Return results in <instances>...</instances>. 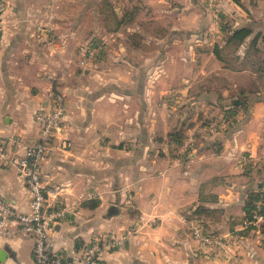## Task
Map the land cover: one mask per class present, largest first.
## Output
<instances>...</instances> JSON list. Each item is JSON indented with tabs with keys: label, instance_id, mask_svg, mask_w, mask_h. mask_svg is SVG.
I'll return each instance as SVG.
<instances>
[{
	"label": "crops",
	"instance_id": "crops-1",
	"mask_svg": "<svg viewBox=\"0 0 264 264\" xmlns=\"http://www.w3.org/2000/svg\"><path fill=\"white\" fill-rule=\"evenodd\" d=\"M4 1L0 137L32 143L39 129L35 111L47 108L53 93L64 100L63 132L40 163L48 202L75 207L56 226L55 246L70 254L96 233L132 229L123 247L104 253V264H264L263 222L243 225L249 192H263L255 204L264 205V86L230 84L237 96L225 100L228 87L197 83L217 74L224 59L195 42L196 34L214 25L205 0ZM106 1L116 3L108 7L118 28L131 19L124 12L134 9V27L124 25L114 48L108 43L102 59L82 66L89 61L83 57L89 35L104 27ZM221 4L232 16V30L239 28L245 5ZM249 28L238 58L253 60L247 49L261 45L264 62V40L258 27ZM250 66L240 73H252ZM228 69L229 79L234 72ZM156 75L168 79L169 87L160 86ZM171 91L192 95L188 106L156 99ZM203 93L211 97L204 101ZM203 102L217 108L218 116L225 112L228 125L208 135L195 131L198 119L188 118L187 108ZM176 113L179 127L171 131ZM183 137L194 139L193 147L175 155L169 142ZM0 194L17 209H28L24 179L12 166H0ZM194 226L233 239L209 247ZM0 264H34L31 238L15 229L0 235Z\"/></svg>",
	"mask_w": 264,
	"mask_h": 264
},
{
	"label": "built area",
	"instance_id": "built-area-1",
	"mask_svg": "<svg viewBox=\"0 0 264 264\" xmlns=\"http://www.w3.org/2000/svg\"><path fill=\"white\" fill-rule=\"evenodd\" d=\"M0 3V15L3 11ZM0 20V37H1ZM84 63V60L81 61ZM64 100L62 95L53 93L47 108L35 111L34 119L39 129L37 138L24 144L19 137H0V166H12L24 179L28 191V209L14 207L0 194V235H8L13 229L26 233L32 240L34 264H104V253L124 246L132 229L121 232L96 233L89 240L76 244L70 254L55 246L54 231L63 220L75 214V207L67 203L50 204L49 190L43 185L40 163L48 154L50 143L58 132H63ZM64 147H69L68 138H62ZM264 215L251 210L245 218V226L263 222ZM196 237L209 247H224V241L215 234H203L199 227L193 229Z\"/></svg>",
	"mask_w": 264,
	"mask_h": 264
},
{
	"label": "rangeland",
	"instance_id": "rangeland-1",
	"mask_svg": "<svg viewBox=\"0 0 264 264\" xmlns=\"http://www.w3.org/2000/svg\"><path fill=\"white\" fill-rule=\"evenodd\" d=\"M168 1L170 3H172V0H165V2ZM206 2V10L207 12H209V19L211 22L214 23L213 26H211L210 28L207 27L204 31H200L201 33L196 34L195 37V42H200L202 44L199 45H204L205 46H209L211 49L213 48V50L217 51L215 54L218 56V58L223 57L224 59L221 61L222 65L219 64V67L221 66L222 68H218L217 69V74H213L211 76H204L201 77L200 80H197V83H213V84H217V85H223L228 87V85L230 84H238V85H247L250 87H256L255 85H260V86H264V75H261L263 70L261 68H264V62L261 60V45H259L258 47H255L253 45H251L247 50L250 51V54H253L254 59L251 61L247 60H240L238 57H241V55L243 54L244 49L242 48V46L240 45L241 41L239 42V39H231L230 40V35L232 33V21H230V18H232V16H229V14H227V12L225 10L222 9V4H221V0H205ZM237 2H239V4H244L245 6L243 8V15H241L242 19H238L237 21V26L239 27H252L253 29L258 27V30H256V32L258 33V36H260L259 38L261 40H264V35H261L262 33H264V29L261 28L260 26L262 25V23H264V0H237ZM0 3L3 4V6L5 7V1L4 0H0ZM114 4H116L115 2L112 3H108L106 1V5H103L102 10L103 12H101V24H103V28L98 29L97 31H94L95 33H91L87 39V42L84 44V49H83V57L86 59H89L88 62H85L84 64H80L82 66H86L88 63H93L95 61H97L98 59H102L104 57V55L109 52V44H111V46H115V44H117V37L119 38L120 35H124L126 28H124L127 25H132V28L134 27V9L130 10V11H125L124 13H127L131 16V19L124 21V23H121L119 28L117 27L119 23H115V21L113 20V17L115 15V12L113 10H111L108 6H114ZM134 4V2H133ZM205 4V3H204ZM126 7V6H124ZM117 14V17H119L118 15H122L123 11L119 10ZM245 13V14H244ZM208 17V16H207ZM208 19V20H209ZM0 20L3 21V11L0 15ZM245 24L250 25V26H243ZM123 25V26H122ZM125 25V26H124ZM263 30V31H262ZM134 31L130 34V39L131 41H134ZM121 37V36H120ZM230 40V41H228ZM114 42V43H113ZM114 44V45H113ZM114 48V47H113ZM218 53V54H217ZM247 64H250V70H252L253 72H256V76L253 74V72L248 75H245L243 73H240L242 68L244 66H247ZM227 68H229L228 70H233L234 74L230 75V78L228 79L226 76V72H227ZM261 73V74H260ZM188 77V76H187ZM157 80V83L160 86H167L169 87V81L168 79H166L165 77H158L156 75L155 77ZM189 79V77H188ZM193 78L190 79V81L186 82V85L189 84L191 82ZM166 82V84H164ZM185 85V86H186ZM179 94L176 95L175 92L171 91V92H166V93H162L161 95L156 96L160 98V100H165L166 99H170L173 102L174 101H179L180 103L186 104L188 106V101H190V99L192 98V95H189V93H185V92H178ZM224 92H221L220 94L222 95ZM237 93L234 92L233 90H231L230 87H228V92L225 94L227 95V98L222 97L225 100H230V97L234 96ZM206 95L208 97H206ZM204 94L203 93V100L206 101L207 99H209L211 97V95L209 94ZM166 101V100H165ZM167 102V101H166ZM210 105V103L207 102H203L201 105L200 104H196L195 106H193L194 109L192 108H187V114H190V116H188V118L193 119L194 117H197L198 122L197 125L195 126L196 130L198 133L202 134V135H208L212 132H216L217 129H223L224 127H226L228 125L227 123V118L229 116H226V113L224 112V114L222 116H218L220 114H217V111L215 108H208V106ZM177 106V105H176ZM198 107V109L195 110V108ZM203 107V108H202ZM202 108V109H201ZM178 109V108H176ZM223 110V109H222ZM177 111V110H176ZM201 111L199 114L198 112ZM193 112V114H192ZM161 115V114H160ZM178 113L174 114L172 116V121H171V131L177 129L179 127V123H177V120L179 118ZM218 117H220L218 119ZM190 121H193L191 120ZM217 119V120H216ZM193 132H194V127H193ZM161 131V129H160ZM187 139V140H186ZM183 137V139H176L173 140L171 142H169V148H172V152L175 153V155H180L183 154L186 150H190L193 147V142L194 139H190V138H186ZM160 143L162 141H159ZM155 148H160V146H155ZM156 150V149H155ZM254 189V188H253ZM252 190V189H251ZM258 190V188H257ZM256 191V190H255ZM249 195H258L260 196V194H263V192H249ZM259 208V207H257ZM256 210V209H253ZM257 211V210H256ZM249 217V215L247 214L246 211V215L245 218ZM244 218V220H245ZM264 222V220H263ZM244 225V222H243ZM261 225V224H260ZM195 227V226H194ZM193 227V229H194ZM199 227V226H198ZM245 228H252L253 226H245ZM261 228H263L261 226ZM125 230H129V229H125ZM23 233V232H22ZM134 232H132L130 235H132ZM203 234H211V233H205L204 231H202ZM25 235H27L26 233H24ZM217 235V234H215ZM28 236V235H27ZM219 237H221L224 241V245L228 246L230 242V240H232L233 238H230V240H225L224 236H220L217 235ZM261 240H263L264 242V235L263 238H261ZM34 262V260H33Z\"/></svg>",
	"mask_w": 264,
	"mask_h": 264
},
{
	"label": "trees",
	"instance_id": "trees-1",
	"mask_svg": "<svg viewBox=\"0 0 264 264\" xmlns=\"http://www.w3.org/2000/svg\"><path fill=\"white\" fill-rule=\"evenodd\" d=\"M251 33V29L248 27H239L237 29H234L230 35V39H239V42L242 41L246 36H248ZM227 115V114H226ZM259 198L258 195H250L248 197V200L245 203V208L247 211V214L250 216L251 210L256 209L259 213H262L264 215V205L260 204L257 208L255 201H257ZM262 227L264 229V222L262 223Z\"/></svg>",
	"mask_w": 264,
	"mask_h": 264
}]
</instances>
